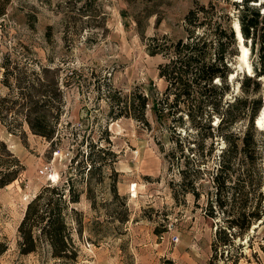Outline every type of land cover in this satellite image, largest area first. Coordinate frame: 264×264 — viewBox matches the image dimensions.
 Here are the masks:
<instances>
[{"label":"rangeland","instance_id":"rangeland-1","mask_svg":"<svg viewBox=\"0 0 264 264\" xmlns=\"http://www.w3.org/2000/svg\"><path fill=\"white\" fill-rule=\"evenodd\" d=\"M217 1L231 13L236 12L233 2H241ZM208 2L0 0V63L9 54L11 58L27 60L34 67L37 64L59 67L60 82H64L66 75L73 77L64 86L59 119L62 141L51 157L47 154L49 142L32 134L20 119L0 118V140L24 166L15 181L0 187V240L8 244L0 256V264L208 262L217 219L205 213L207 187L200 188L198 200L190 193L179 191V175L169 160L173 138L167 125L156 122L150 109L146 113L148 125L125 115L117 116L109 96L114 91L123 96L138 89L149 96V105L155 97H160L166 83L158 75V66L164 58L148 53L150 38L182 36L186 12ZM262 2L252 0L249 4L263 11ZM238 63L241 69L236 67ZM234 66L238 73H247L239 56ZM2 72L0 67V80ZM234 77L229 79L234 82ZM260 81L262 104L264 78ZM5 92L0 83V95ZM234 92L240 93L237 81ZM245 123L246 119L237 122L235 128L240 129ZM254 126L257 138L263 142L264 126L257 127L255 119ZM82 136L87 141L100 140L104 145L108 137L118 153L117 191L126 196V220L120 223L114 218L115 211L122 210L119 203H113L107 210L103 207V199L109 202V192H99L93 210L82 196L76 203L83 229L80 237L76 236L79 254L75 262L63 263L44 253L21 254L17 228L27 202L47 182H59L65 177L75 151L72 141ZM237 242L244 245L237 264H264V221L255 223L243 241L237 239Z\"/></svg>","mask_w":264,"mask_h":264},{"label":"trees","instance_id":"trees-1","mask_svg":"<svg viewBox=\"0 0 264 264\" xmlns=\"http://www.w3.org/2000/svg\"><path fill=\"white\" fill-rule=\"evenodd\" d=\"M250 1L233 2L236 12L232 13L217 0L195 5L183 17L182 36L150 38L147 51L164 58L158 75L166 83L150 105L149 96L138 89L123 96L115 91L109 95L117 116L148 125L150 109L156 122L167 125L173 138L169 160L179 175V191L198 200L200 188L207 187L205 213L217 219V226L206 264H237L244 246L237 239L243 241L255 223L264 221V141L257 138L254 126L262 105L264 10ZM260 5L264 7V2ZM233 20L249 49L252 74L238 73L234 66L238 49ZM36 66L9 54L2 58L0 83L6 92L0 95V118L20 119L32 134L49 142L51 157L62 141L59 119L64 86L73 77L66 75L60 82L59 67ZM234 72L233 82L229 77ZM236 81L240 93L234 92ZM244 119L243 127L236 129V123ZM105 140L104 145L85 136L74 139L75 151L65 177L47 182L27 202L17 228L21 254L44 253L63 263L75 262L79 254L76 236L83 229L76 203L82 196L93 210L99 192H109L111 197L109 202L103 199V207L107 210L119 203L122 210L115 211L114 218L120 223L126 220V196L117 191L118 153L111 140ZM23 170L21 161L0 140V187L15 181ZM7 249V242L0 240V256Z\"/></svg>","mask_w":264,"mask_h":264},{"label":"bare ground","instance_id":"bare-ground-1","mask_svg":"<svg viewBox=\"0 0 264 264\" xmlns=\"http://www.w3.org/2000/svg\"><path fill=\"white\" fill-rule=\"evenodd\" d=\"M237 24L238 23L235 21L234 25L237 26ZM242 42H243V39H242ZM238 56H239V59L242 61V63L246 66L247 73L248 74H252L251 67H250V64L248 62L249 49L243 43L240 44V52H239ZM256 126L257 127L264 126V104H263V107H262V109L260 111V114L256 118Z\"/></svg>","mask_w":264,"mask_h":264},{"label":"water","instance_id":"water-1","mask_svg":"<svg viewBox=\"0 0 264 264\" xmlns=\"http://www.w3.org/2000/svg\"><path fill=\"white\" fill-rule=\"evenodd\" d=\"M233 28H234V31H235V37H236V39H237V49H238V52H240V44H242L243 42H242V36H241V33H240V30H239V26H238V24H237V26H233ZM236 57L238 58V56L236 55ZM236 67L238 68V69H241L240 67H241V65L238 63V64H236ZM235 75V74H234ZM233 74H231L230 75V78H233V76H234ZM263 104H264V97H263V99H262V106H261V109H262V107H263ZM260 109V110H261ZM259 113H260V111H259ZM258 116V115H257ZM256 116V117H257ZM255 122H256V118H255Z\"/></svg>","mask_w":264,"mask_h":264},{"label":"built area","instance_id":"built-area-1","mask_svg":"<svg viewBox=\"0 0 264 264\" xmlns=\"http://www.w3.org/2000/svg\"><path fill=\"white\" fill-rule=\"evenodd\" d=\"M175 240H177V238H175Z\"/></svg>","mask_w":264,"mask_h":264}]
</instances>
